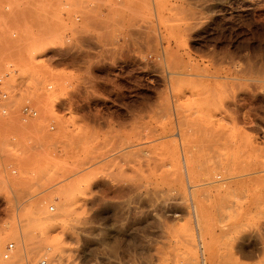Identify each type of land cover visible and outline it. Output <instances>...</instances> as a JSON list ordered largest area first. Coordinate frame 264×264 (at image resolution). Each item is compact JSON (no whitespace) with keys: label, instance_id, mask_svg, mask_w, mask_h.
Masks as SVG:
<instances>
[{"label":"rangeland","instance_id":"rangeland-1","mask_svg":"<svg viewBox=\"0 0 264 264\" xmlns=\"http://www.w3.org/2000/svg\"><path fill=\"white\" fill-rule=\"evenodd\" d=\"M10 71L0 264H264V0H0Z\"/></svg>","mask_w":264,"mask_h":264},{"label":"built area","instance_id":"built-area-1","mask_svg":"<svg viewBox=\"0 0 264 264\" xmlns=\"http://www.w3.org/2000/svg\"><path fill=\"white\" fill-rule=\"evenodd\" d=\"M9 38L12 41L19 39V34L15 29H13ZM12 72L6 73L0 77V134L2 130L8 125L13 124V116H19V122L27 124L31 121L39 119V107L33 101L32 94L38 90V87L45 88L46 91L50 92L53 86L50 84H32L27 79H11ZM54 126H51L50 131H54ZM12 140V139H11ZM10 167L11 173L15 175L17 173L16 169ZM51 212L54 211L53 208L50 209ZM14 244L10 243L6 246L3 258L9 260L11 254L14 251ZM42 264H46L43 262Z\"/></svg>","mask_w":264,"mask_h":264},{"label":"bare ground","instance_id":"bare-ground-1","mask_svg":"<svg viewBox=\"0 0 264 264\" xmlns=\"http://www.w3.org/2000/svg\"><path fill=\"white\" fill-rule=\"evenodd\" d=\"M92 1H96V0H92ZM200 1H201V0H200ZM97 2H98V1H97ZM99 2H100V1H99ZM134 2H135V1H134ZM143 3H144V2H143ZM92 4H93V3H92ZM112 4H113V3H112ZM115 4H117V3H115ZM121 4H122V3H121ZM121 4H120V5H121ZM118 5H119V4H117V6H118ZM178 9H179V8H178ZM182 10H183V9H182ZM182 10H181V11H182ZM176 11H177V10H176ZM177 12H178V11H177ZM185 12H186V10H185ZM185 12H184V13H185ZM182 13H183V11H182ZM192 16H193V15H192ZM177 17H178V16H177ZM100 18H101V17H100ZM132 18H133V17H132ZM174 19H175V18H174ZM193 19H194V18H193ZM195 21H196V20H195ZM129 22H130V21H129ZM129 22H128V23H129ZM138 22H139V21H138ZM140 22H141V21H140ZM140 22H139V23H140ZM131 23H132V22H131ZM147 23H150V22H147ZM147 23H146V24H147ZM143 24H144V23H143ZM139 25H140V24H139ZM144 25H145V24H144ZM140 26H141V25H140ZM129 27H130V25H129ZM149 27H150V26H149ZM149 27H148V28H149ZM191 28H192V27H191ZM137 29H139V28H137ZM141 29H142V28H141ZM186 29H187V28H186ZM193 29H195V28H193ZM133 30H134V29H132V31H133ZM185 31H186V30H185ZM185 31H184V32H185ZM142 32H143V31H142ZM150 32H152V31H150ZM138 33H140V32H138ZM145 33H146V32H145ZM153 33H154V32H153ZM133 35H134V34H133ZM139 35H140V34H139ZM142 35H143V34H142ZM137 36H138V35H137ZM149 36H150V34H149ZM152 36L154 37V35H152ZM130 38H131V37H130ZM150 38L153 39L152 37H150ZM132 40H133V39H132ZM142 40H143V38H142ZM153 40H154V39H153ZM153 40H152V41H153ZM127 41H128V40H127ZM149 41H150V39H149ZM128 42H129V41H128ZM34 44H35V43H34ZM34 44H33V45H34ZM40 44H41V43H40ZM151 44H152V43H151ZM134 45H135V44H134ZM135 46H136V45H135ZM137 46H138V45H137ZM142 46H143V45H142ZM142 46L140 45L141 48H142ZM149 46H150V44H149ZM36 47H37V46H36ZM134 48H135V47H134ZM154 48H155V47H154ZM145 49H146V48H145ZM153 50H154V49H153ZM153 50H151V51H153ZM129 51H130V50H129ZM143 51H144V50H143ZM163 52H164V51H163ZM171 73H172V72H171ZM207 74H208V73H207ZM170 75H171V74H170ZM210 79H211V78H210ZM178 118H179V117H178ZM17 123H18V122H17ZM21 133H22V132H21ZM21 137H22V136H21ZM7 138H8V137H7ZM3 140H4V139H3ZM5 140H6V139H5ZM7 141H8V140H7ZM134 146H135V145H134ZM138 146H139V144H138ZM135 147H136V146H135ZM5 148H6V147H5ZM51 251H52V249H51ZM57 253H58V252H57ZM59 255H60V254H59ZM59 258H60V257H59ZM60 259H61V258H60ZM55 262H56V261H55ZM57 263H58V262H57ZM54 264H56V263H54Z\"/></svg>","mask_w":264,"mask_h":264}]
</instances>
